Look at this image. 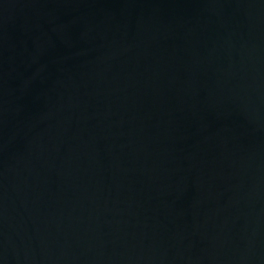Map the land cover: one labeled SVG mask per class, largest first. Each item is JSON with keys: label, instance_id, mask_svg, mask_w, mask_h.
<instances>
[{"label": "water", "instance_id": "1", "mask_svg": "<svg viewBox=\"0 0 264 264\" xmlns=\"http://www.w3.org/2000/svg\"><path fill=\"white\" fill-rule=\"evenodd\" d=\"M0 264H264V0H0Z\"/></svg>", "mask_w": 264, "mask_h": 264}]
</instances>
